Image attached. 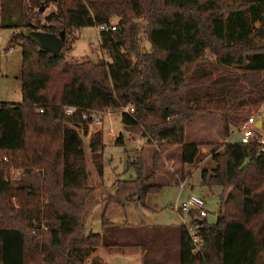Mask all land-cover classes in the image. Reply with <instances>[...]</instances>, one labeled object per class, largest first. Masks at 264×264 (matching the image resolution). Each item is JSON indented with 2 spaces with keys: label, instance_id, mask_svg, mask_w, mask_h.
Segmentation results:
<instances>
[{
  "label": "trees",
  "instance_id": "obj_1",
  "mask_svg": "<svg viewBox=\"0 0 264 264\" xmlns=\"http://www.w3.org/2000/svg\"><path fill=\"white\" fill-rule=\"evenodd\" d=\"M230 1L221 10L220 0H0V29L21 31L10 43L21 50L22 96L20 103L0 104V264H84L98 247H140L142 264H168L149 257L153 242L144 229L164 228L115 225L103 214L100 232L87 230L84 204L91 189L82 136L94 112L119 109L122 130L155 145L150 164L145 149L130 157L135 178H117L106 199L143 204L162 187L158 148L179 146L182 164H195L200 145L184 143V130L197 112L219 109L228 133L251 107L264 106V0ZM49 5L53 10L43 16L40 9ZM32 10L36 17L23 25L22 16ZM112 19L115 30L99 32L110 63L67 61L76 30L110 27ZM140 19L148 51L139 39ZM25 31L64 32L61 52L39 51ZM208 52L216 78L205 87L188 69L212 76L203 67ZM218 68L239 73L222 75ZM114 146L124 147L122 133ZM88 149L102 177L100 133ZM210 156L213 167L200 172V183L221 187L220 214L213 224L198 212L188 214L197 244L186 225L166 228L178 234V264H264V152L253 138L219 145ZM12 170L21 172L18 180Z\"/></svg>",
  "mask_w": 264,
  "mask_h": 264
},
{
  "label": "rangeland",
  "instance_id": "obj_2",
  "mask_svg": "<svg viewBox=\"0 0 264 264\" xmlns=\"http://www.w3.org/2000/svg\"><path fill=\"white\" fill-rule=\"evenodd\" d=\"M220 3L221 10H224L230 5L231 1L220 0ZM52 10L53 6L49 5V7L44 9L43 16ZM33 13H36V10L28 13V16L26 14L22 16L23 25L31 23V15L36 17ZM116 23V19H112L111 24L116 25ZM135 23H137L139 39L142 40L144 49L146 51L150 50V46L142 34L145 26L144 20H135ZM20 32V30L0 29V104H16L22 100L20 82L21 50L19 46H13L10 43L11 37ZM74 34L75 40L71 45L72 50L66 53L67 61L86 60L92 63H110V59L100 48V37L97 26L78 29ZM10 47L13 49L8 51ZM205 59L207 64H204L203 67L213 73L212 76L203 79L199 76V70H195L194 66L189 67L188 73L192 74L193 72H197V76L200 79V81H197V84L206 87L216 78V72L212 71L216 67V64L213 56L209 52L206 54ZM216 71L223 73L222 75H225L224 73L226 72L232 74L239 73V71L232 69L226 71L218 68ZM188 73L186 75L187 77L189 75ZM198 91L199 89L196 88L195 92L200 94ZM205 109V112H197L191 122L185 126L184 130V143L200 145L199 156L195 164L192 166L182 164L179 146H162L158 148L157 151L161 155L158 180L162 184V187L157 193L147 195L143 204L138 203L139 201L137 200L132 202L125 201L119 204H107L106 199L114 194L113 183L117 178L121 180L135 178L134 169L128 164L129 159H131L130 157L135 152L145 149L144 155L147 156V161L150 164V155L152 154V150L156 148L155 145L148 147L145 141L140 139L138 134L131 131L124 132L119 121V109L112 111L111 120L107 121L105 119L100 129L94 128L89 121L86 136H82V131H79L82 136L85 152L86 171L88 173L87 187L91 189V192L85 199V212L83 217V223L88 231L94 233L100 232L101 216L103 214L108 221L115 225L165 228L179 227L186 224L190 228L192 222L190 215L186 213L182 214L178 210V207L191 195L204 200L205 205L203 209L207 213V217L205 218L206 222L208 224L216 222L220 214L218 203L222 189L217 186L210 189L202 187L200 183V172L204 169L211 170L213 167L214 163L211 161L210 156V152L213 149L219 145L239 140V128L243 121L234 128L230 127L227 133L221 111L214 106L206 107ZM251 114L255 115L258 120L262 119L264 124V106L262 104L251 107L248 116ZM120 132L124 136V147L114 146L115 140L121 134ZM95 133H100L102 141L105 143L103 156H100L99 159L103 162L102 177H99L95 171L88 149L89 139ZM219 149L222 150V148ZM171 178L175 180V184L168 183ZM176 182L178 184L185 182L186 189L180 192ZM144 229L153 242L152 250L148 252L149 257L159 261L169 260L171 264H175V253L172 250L174 249L172 245L176 244L175 241L170 242V240L165 238V232L161 229ZM165 239L167 240L165 241ZM95 250L84 260V264H90L93 259H97H91ZM122 260L119 264H136L134 261L126 258Z\"/></svg>",
  "mask_w": 264,
  "mask_h": 264
},
{
  "label": "built area",
  "instance_id": "obj_3",
  "mask_svg": "<svg viewBox=\"0 0 264 264\" xmlns=\"http://www.w3.org/2000/svg\"><path fill=\"white\" fill-rule=\"evenodd\" d=\"M114 31L115 30V26L112 25L110 27L106 26V25H101L98 26V31L99 32H107V31ZM132 109L131 107H125L121 110V112L124 113H128L130 112ZM42 112V111H40ZM73 112V108H66V114L70 115ZM112 117V113L108 110H102V111H97L94 112L91 116H90V123L92 124V126L96 129H100L103 126V121H105V119L107 121H110ZM85 118V117H83ZM261 120V125L260 127L256 126V123L258 121V119L256 118L255 115H250L246 118V120L243 121V123L241 124L240 128H239V132H240V142L241 143H249L253 138L257 139V142L260 145V150L261 152H264V129H263V120ZM111 131V130H110ZM3 161H7L6 158L3 159ZM11 175H12V179L13 180H18L21 172L19 170H12L11 171ZM178 188L180 191L185 190V182H180L178 184ZM205 203L204 200L200 197L191 195L189 196L185 201H183L179 207L178 210L183 214H189L192 212H198L199 216L202 218L207 217V213L206 211H204L203 207H204ZM188 234L190 236V238L192 239V242L194 244H197L199 239L196 236V232L194 230V228H188Z\"/></svg>",
  "mask_w": 264,
  "mask_h": 264
},
{
  "label": "crops",
  "instance_id": "obj_4",
  "mask_svg": "<svg viewBox=\"0 0 264 264\" xmlns=\"http://www.w3.org/2000/svg\"><path fill=\"white\" fill-rule=\"evenodd\" d=\"M13 49V48H12ZM11 50V49H10ZM8 50V51H10ZM174 183L175 180L171 178V180L168 182ZM177 183V182H176ZM181 192V191H180ZM186 225V224H184ZM187 226V225H186ZM159 228H164V227H159ZM168 227H165L163 232H165V238L171 241H175V245H172L173 252L175 253V264H178V248H179V241H178V234L175 231H167ZM171 228V227H169ZM167 249V246H166ZM144 251L139 248V247H111V248H104V247H99L95 250V253L93 256H91V259L97 258L100 261V264H119V262H122V259H128L134 261L136 264H142L143 261V255ZM89 259V260H91ZM169 261V260H168ZM169 261L168 263H170ZM171 264V263H170Z\"/></svg>",
  "mask_w": 264,
  "mask_h": 264
},
{
  "label": "water",
  "instance_id": "obj_5",
  "mask_svg": "<svg viewBox=\"0 0 264 264\" xmlns=\"http://www.w3.org/2000/svg\"><path fill=\"white\" fill-rule=\"evenodd\" d=\"M44 7L40 9L41 12L44 11ZM24 37L34 43L39 51L41 52H48L52 55H58L62 48L65 41V34L64 32H60L59 34H49L40 31H25L22 33ZM261 120L259 119L256 123L257 127H260ZM199 221L198 223H200Z\"/></svg>",
  "mask_w": 264,
  "mask_h": 264
}]
</instances>
